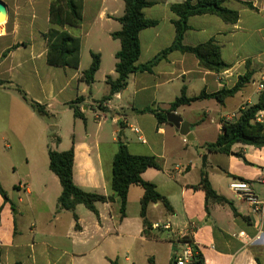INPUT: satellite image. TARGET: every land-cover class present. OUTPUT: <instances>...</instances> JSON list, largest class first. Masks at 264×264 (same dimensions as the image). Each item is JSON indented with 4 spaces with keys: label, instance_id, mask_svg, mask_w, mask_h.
I'll list each match as a JSON object with an SVG mask.
<instances>
[{
    "label": "crops",
    "instance_id": "1",
    "mask_svg": "<svg viewBox=\"0 0 264 264\" xmlns=\"http://www.w3.org/2000/svg\"><path fill=\"white\" fill-rule=\"evenodd\" d=\"M1 1L7 6L8 14L5 22L0 23V118H8L13 123L16 115L25 112L38 122V114L23 100L16 86L30 99L49 109L57 101L68 107L69 102L82 96L81 110L85 120V112L89 109L100 112L96 119L102 126L108 122L106 114H109L121 129L119 142H123L131 154L154 156L159 160L161 168L148 169L142 177L155 185L174 212L168 213L160 202L150 204L147 218L152 226L151 233L157 238L145 237L141 217L144 190L140 186H131L124 218L119 198L112 203H97L98 214L80 204L75 211L79 225L76 228L73 214L57 209L62 187L51 170L54 176L42 174V169L39 173V165L29 168L26 181L7 186L3 182V165L13 172L15 167L10 158L0 156V183L9 198L5 202L0 194V264H111L112 261L148 264L151 258L155 264H172L174 256L185 248L184 243L178 241V233L189 234L193 246L201 254L202 264H258V260L264 264V224L229 188L234 181L246 182L264 201V148L236 144L229 155L210 153L204 148L217 140L225 120L233 121L240 109L259 101L258 83L264 76V0H223L225 8L238 13V20L233 24L215 14L188 19L189 29L184 34L183 45L196 47L215 41L222 60L230 65L229 69L220 73L207 71L201 68L193 54L176 50L160 61L153 73L130 75L126 89L103 104L105 110L90 99L97 77L106 84L107 93L103 98L110 92L107 77L113 80L118 77L116 53L121 44L111 35L121 30L117 19L124 15V1L84 0L81 26L69 30L81 40L80 60L85 49L90 55H100V68L91 86L82 81L86 70L80 69L81 61L78 69L53 67L47 63L48 46L44 35L52 27L50 6L54 0ZM147 1L151 6L146 7L143 14L157 25L139 34L141 55L138 64L151 61L173 45L176 37L174 21L178 17L172 6L186 0ZM105 59L112 62L105 65ZM248 67L255 72L251 82L246 84L252 85L250 94L244 93L245 85L223 105L214 99H204L174 111L182 117L180 111L193 106L195 119L193 123L187 121L193 142L187 141L171 124L159 125L154 115L136 112L148 107L168 110L183 88L189 98L202 92L213 94L232 89ZM72 85H76L75 91L67 98L65 93ZM254 98L258 99L255 103ZM21 100L32 112L26 110ZM201 115L202 119H196ZM205 118L210 120L209 129L215 127L217 132L214 141L201 138L206 129ZM134 124L139 126L134 128L138 130L135 133L139 143L123 141L127 138V129ZM113 134H118L117 129ZM180 137L183 143L203 148L201 156L203 159L206 156L205 165L199 167L197 161L179 157ZM57 147L46 144L48 153L49 149L64 151ZM71 147L75 153V185L86 192L111 195L113 160L118 149L111 147L107 157L104 156L100 142L93 145L91 135L73 140ZM196 155L199 154L196 152ZM203 173L207 174L212 188L231 204L208 202L207 205L205 193L192 188L200 183ZM165 225H170L171 230H165Z\"/></svg>",
    "mask_w": 264,
    "mask_h": 264
},
{
    "label": "trees",
    "instance_id": "2",
    "mask_svg": "<svg viewBox=\"0 0 264 264\" xmlns=\"http://www.w3.org/2000/svg\"><path fill=\"white\" fill-rule=\"evenodd\" d=\"M125 3L124 15L117 19L121 24V30L112 33V38L118 40L121 44L120 50L116 53V73L117 79L113 80L107 77L106 83L109 86V95L103 98L101 105L110 101L114 95L126 89L129 77L139 72L153 73L154 68L160 61L166 59L173 51L193 54L199 61L201 68L220 73L230 68L221 58V50L215 41H209L196 47H187L183 45V38L189 29L188 19L192 16L203 14L218 15L224 22L233 24L238 20V13L225 8L223 0H186L182 4L172 6V11L178 19L174 21L176 28V37L173 45L151 61L145 64H138L141 55V44L139 34L142 30L154 27L156 21L145 18L143 10L151 6L147 0H123ZM84 0H54L50 6V23L51 29L44 38L47 40L48 53L47 63L53 67H69L78 69L80 66L81 40L73 35L69 30L79 29L82 23ZM68 29V30H66ZM92 63L88 70L83 73L82 81L91 86L95 81V75L100 68L101 58L99 54L91 53ZM254 70L248 67L245 75L240 76L238 83L232 89H223L213 94L202 92L197 97L189 98L186 90L183 88L181 95L170 105L168 110L148 107L143 110H136L140 114H152L157 119L159 125L167 122V114L174 112L178 107L190 105L193 102L214 99L219 104H225L228 98L235 96L246 84L250 83ZM16 90L20 93L23 100L29 107L41 117L49 116L45 105L39 104L30 99L28 95L18 86ZM84 98L77 97L67 105L73 111L74 117L85 120L81 110ZM100 109L101 106L99 107ZM264 109V93L260 95L257 104L245 106L240 109L238 116L233 120H225L222 123V132L217 140L208 143L204 148L210 153H221L229 155L232 153V147L236 144L253 146L255 148H264V129L260 124L254 123L256 114ZM103 110V109H102ZM123 127V124H120ZM60 138H56L55 143L58 145ZM49 168L57 176L62 187V193L58 198V211L71 212L78 225V216L76 207L84 205L91 212L98 214L97 203H112L116 198L121 202L122 218L126 214L128 202V193L131 186H140L144 190V196L141 200V217L144 224V235L147 238H157L151 233L152 226L147 218V209L152 203H162L168 213H173V208L169 201L157 192L154 184L145 181L143 173L151 168L160 169L159 160L154 156H137L129 152L128 147L119 143V149L113 160V173L111 181V195H102L98 193L86 192L75 185L73 180L74 166V148L67 151H55L49 149ZM195 190H202L206 195L208 202L220 205L231 204L229 201L220 196L210 184L208 176L203 173L198 185L192 186ZM0 194L5 202L9 201L6 191L0 183ZM236 213V212H235ZM111 264H117L112 261ZM148 264H155L153 258L149 259ZM173 264V261H172ZM192 264H202L201 254L198 253ZM258 264H261L258 260Z\"/></svg>",
    "mask_w": 264,
    "mask_h": 264
},
{
    "label": "rangeland",
    "instance_id": "3",
    "mask_svg": "<svg viewBox=\"0 0 264 264\" xmlns=\"http://www.w3.org/2000/svg\"><path fill=\"white\" fill-rule=\"evenodd\" d=\"M0 23L3 24L4 21ZM111 62V60L107 61V59H105V65ZM91 63L92 57L90 52L85 49L81 58L80 69L87 70ZM54 70L63 72L62 69L54 68ZM40 72H43V70L40 69ZM75 88L76 85H72V87H70V89L65 93V96L67 98L70 97L69 95L73 94ZM251 88V84L246 85L244 93L250 94ZM106 91V84L101 80V77H97L95 81V90L93 91V98L90 99V102L98 104V107L101 106V108L105 110L104 105H101L100 103L106 95ZM15 92V94L19 96V93L17 91ZM257 100V98H254L253 103L257 102ZM21 103L25 106L28 112H32L22 100ZM47 110L49 112V116L41 117L37 115V120L40 124L31 119L30 113L25 112L16 115L13 123L8 118H0V156L10 158L11 164L15 167V172H13L10 167L3 165V182L5 185H19L21 182L26 181L25 176L28 173L29 168L32 169L38 165L39 173L42 169V174L46 173L54 176L52 175L50 169H48L49 159L46 144H49L54 148L58 146V149H64L65 151L71 147L73 140H81L86 138L87 135H91L93 145L97 141L100 142L104 156L107 157L111 147L119 149V133H121V129L119 124L114 120V118L112 119L109 114H106L108 122L103 123L101 126L96 119V115H101V113L91 111L90 109L85 112L87 117L86 120L75 118L73 111L70 108L61 105L59 101L54 102L53 108H47ZM180 113L184 121L193 123V119H195L193 118V106L191 109L185 108L183 111H180ZM202 118L203 116L201 115L196 119ZM204 121L203 125L206 129L201 135V138L204 137V141L208 142L214 141L215 135L217 134L215 127L212 130L209 129V118H205ZM137 127L139 126L134 124L131 129H127V138L123 139V141L127 140L130 143H139L137 140L138 135L134 130V128ZM51 128H57V130H52ZM116 129L118 134L114 135L113 132ZM56 138H60L62 144L57 145L55 143ZM182 140L183 139L181 138L179 142V148L181 150L179 157L186 159V161L195 160L197 161L199 167H201L203 164V156H201L204 151L203 148L186 144L185 142L183 143ZM176 145L178 146L177 143ZM196 152L199 155H196ZM22 207H24V205H22ZM43 228H45L44 225Z\"/></svg>",
    "mask_w": 264,
    "mask_h": 264
},
{
    "label": "built area",
    "instance_id": "4",
    "mask_svg": "<svg viewBox=\"0 0 264 264\" xmlns=\"http://www.w3.org/2000/svg\"><path fill=\"white\" fill-rule=\"evenodd\" d=\"M258 90L260 94L264 93V76L258 83ZM256 124H260L264 129V109L260 110L253 121ZM138 132V130H135ZM231 191H233L239 198L245 201L251 208V211L256 215L261 224H264V201L261 200L253 191L251 185L242 181H234L229 185ZM165 230H171L170 225L164 226ZM178 241L184 243V250L181 254L175 255L173 258V264H192L195 261V257L198 254L197 250L193 246V242L189 239V234L178 233ZM2 241L0 239V246Z\"/></svg>",
    "mask_w": 264,
    "mask_h": 264
},
{
    "label": "water",
    "instance_id": "5",
    "mask_svg": "<svg viewBox=\"0 0 264 264\" xmlns=\"http://www.w3.org/2000/svg\"><path fill=\"white\" fill-rule=\"evenodd\" d=\"M8 14V9L7 6L5 5L4 2H2L0 0V22L6 20ZM167 122L169 124H171L172 126H174V128L177 130V132L186 138L187 141L193 142L194 140V136L193 133L191 132V128H190V124L187 123L186 121L183 120V118L174 113V112H170L167 114ZM52 129H56V128H52ZM121 138H119L120 140ZM204 165H205V160H206V156H204Z\"/></svg>",
    "mask_w": 264,
    "mask_h": 264
}]
</instances>
